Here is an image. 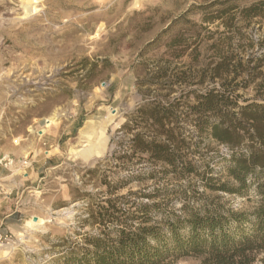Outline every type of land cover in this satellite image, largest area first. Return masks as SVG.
Returning <instances> with one entry per match:
<instances>
[{"label": "rangeland", "instance_id": "374dc122", "mask_svg": "<svg viewBox=\"0 0 264 264\" xmlns=\"http://www.w3.org/2000/svg\"><path fill=\"white\" fill-rule=\"evenodd\" d=\"M258 1L0 0V129L47 123L44 132L58 138L41 151L50 158L39 162L41 179L23 197L27 220L0 245V264H99L93 240L115 237L125 216L136 225L139 203H161L151 223L201 205L205 176L224 181L231 155L197 130L191 105L221 82L209 70L201 79L223 54L262 65L238 78L249 85L237 91L242 104L264 103V15L244 11ZM158 103L172 106L181 152L196 167L185 177L132 147L134 133H155L139 109ZM205 192L233 209L252 210L261 197L254 186L245 195ZM202 258L169 253L157 264Z\"/></svg>", "mask_w": 264, "mask_h": 264}, {"label": "trees", "instance_id": "16d2710c", "mask_svg": "<svg viewBox=\"0 0 264 264\" xmlns=\"http://www.w3.org/2000/svg\"><path fill=\"white\" fill-rule=\"evenodd\" d=\"M244 11L246 16L264 15V0ZM260 66L252 65L251 58L234 60L221 55L205 67L201 79L205 81L209 70L210 77L221 82L197 94L191 105L199 115L197 130L227 145L231 155L226 167L228 177L220 181V177L205 176V188L245 195L254 186L261 196L258 204L252 210L233 209L221 203L218 195L206 194L205 189L199 195L204 199L201 205L184 204L182 212L166 211L161 221L151 223L152 212L161 203L141 202L134 215L136 225H130L123 212L122 227L115 237L93 240L92 253L99 264H157L169 253L202 254L200 264H255L257 253L264 250V103L247 102L246 98L240 103L242 95L237 85L244 82L242 86L246 87L249 80H237ZM172 109L160 103L139 109L144 122L151 121L155 133L149 139L141 132L134 133L132 147L167 163L174 175L182 178L196 167L185 161L181 152L185 138L171 119ZM130 123L128 120L123 127L129 128Z\"/></svg>", "mask_w": 264, "mask_h": 264}, {"label": "crops", "instance_id": "0c3cea01", "mask_svg": "<svg viewBox=\"0 0 264 264\" xmlns=\"http://www.w3.org/2000/svg\"><path fill=\"white\" fill-rule=\"evenodd\" d=\"M48 126L46 123L42 129L25 128L16 133L0 129V158L10 155L28 159L26 165L0 162V233L13 234L27 220L28 212L23 206V197L41 179L42 165L39 162L46 163L50 158L47 154L42 155V149L58 140L49 135L52 132L49 131L48 135L44 132Z\"/></svg>", "mask_w": 264, "mask_h": 264}, {"label": "built area", "instance_id": "2783aa9c", "mask_svg": "<svg viewBox=\"0 0 264 264\" xmlns=\"http://www.w3.org/2000/svg\"><path fill=\"white\" fill-rule=\"evenodd\" d=\"M0 162H4L5 164L15 165H26L28 163V159H18L14 156L3 155L0 158ZM12 233H0V245L8 244L11 240Z\"/></svg>", "mask_w": 264, "mask_h": 264}, {"label": "water", "instance_id": "95a60500", "mask_svg": "<svg viewBox=\"0 0 264 264\" xmlns=\"http://www.w3.org/2000/svg\"><path fill=\"white\" fill-rule=\"evenodd\" d=\"M37 218H38L37 216H34V218H33V219H34V220H37Z\"/></svg>", "mask_w": 264, "mask_h": 264}, {"label": "bare ground", "instance_id": "6f19581e", "mask_svg": "<svg viewBox=\"0 0 264 264\" xmlns=\"http://www.w3.org/2000/svg\"><path fill=\"white\" fill-rule=\"evenodd\" d=\"M49 121H51V119H49Z\"/></svg>", "mask_w": 264, "mask_h": 264}]
</instances>
